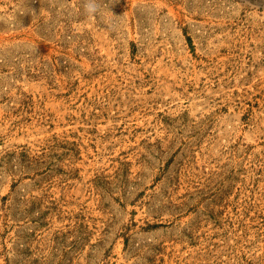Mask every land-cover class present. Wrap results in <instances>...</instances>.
<instances>
[{
  "label": "rangeland",
  "instance_id": "374dc122",
  "mask_svg": "<svg viewBox=\"0 0 264 264\" xmlns=\"http://www.w3.org/2000/svg\"><path fill=\"white\" fill-rule=\"evenodd\" d=\"M0 0V264H264V0Z\"/></svg>",
  "mask_w": 264,
  "mask_h": 264
},
{
  "label": "clouds",
  "instance_id": "9594fccd",
  "mask_svg": "<svg viewBox=\"0 0 264 264\" xmlns=\"http://www.w3.org/2000/svg\"><path fill=\"white\" fill-rule=\"evenodd\" d=\"M99 11L97 0H87L85 4V13L89 16L96 14Z\"/></svg>",
  "mask_w": 264,
  "mask_h": 264
}]
</instances>
